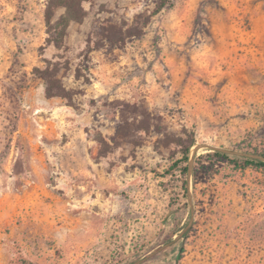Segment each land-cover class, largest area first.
<instances>
[{
	"label": "rangeland",
	"instance_id": "374dc122",
	"mask_svg": "<svg viewBox=\"0 0 264 264\" xmlns=\"http://www.w3.org/2000/svg\"><path fill=\"white\" fill-rule=\"evenodd\" d=\"M48 1L0 0V264H264V166L214 154L264 158V0H84L61 49Z\"/></svg>",
	"mask_w": 264,
	"mask_h": 264
},
{
	"label": "trees",
	"instance_id": "16d2710c",
	"mask_svg": "<svg viewBox=\"0 0 264 264\" xmlns=\"http://www.w3.org/2000/svg\"><path fill=\"white\" fill-rule=\"evenodd\" d=\"M84 0H49L45 11V22L47 25L48 42L53 43L58 49L65 46V39L67 31L72 22L82 23L86 17V10L83 6ZM166 6V2H163L159 8L162 9ZM63 8L65 12L55 20V15L58 9ZM45 68L37 67L35 73L42 77L46 81V94L48 97L61 96L71 99L75 91L68 89L59 77L60 64L55 61H47ZM76 79H80V74H75ZM89 82L88 77H84ZM195 143L184 152L183 161L187 165L183 167V171L187 172L189 168V155L190 149ZM214 154L227 158L231 163L238 167L246 168L251 166H264V161L255 157H243L242 160L230 158L228 154L220 150L214 151ZM179 229L175 228L170 232L171 238ZM181 259V254L177 255V260Z\"/></svg>",
	"mask_w": 264,
	"mask_h": 264
},
{
	"label": "water",
	"instance_id": "95a60500",
	"mask_svg": "<svg viewBox=\"0 0 264 264\" xmlns=\"http://www.w3.org/2000/svg\"><path fill=\"white\" fill-rule=\"evenodd\" d=\"M224 151H226V150H224ZM243 155H246L247 157H255V158H260V159H264L263 157H261V156H258V155H253V154H246V153H242Z\"/></svg>",
	"mask_w": 264,
	"mask_h": 264
}]
</instances>
